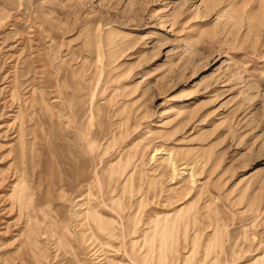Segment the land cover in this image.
<instances>
[{
    "label": "rangeland",
    "instance_id": "1",
    "mask_svg": "<svg viewBox=\"0 0 264 264\" xmlns=\"http://www.w3.org/2000/svg\"><path fill=\"white\" fill-rule=\"evenodd\" d=\"M0 264H264V0H0Z\"/></svg>",
    "mask_w": 264,
    "mask_h": 264
},
{
    "label": "bare ground",
    "instance_id": "2",
    "mask_svg": "<svg viewBox=\"0 0 264 264\" xmlns=\"http://www.w3.org/2000/svg\"><path fill=\"white\" fill-rule=\"evenodd\" d=\"M175 167V166H174ZM192 175V174H191Z\"/></svg>",
    "mask_w": 264,
    "mask_h": 264
}]
</instances>
